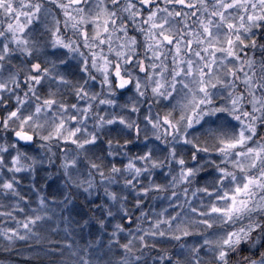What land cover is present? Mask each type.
I'll return each mask as SVG.
<instances>
[{
  "label": "clouds",
  "instance_id": "clouds-1",
  "mask_svg": "<svg viewBox=\"0 0 264 264\" xmlns=\"http://www.w3.org/2000/svg\"><path fill=\"white\" fill-rule=\"evenodd\" d=\"M0 264H264V0H0Z\"/></svg>",
  "mask_w": 264,
  "mask_h": 264
}]
</instances>
